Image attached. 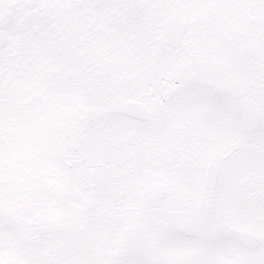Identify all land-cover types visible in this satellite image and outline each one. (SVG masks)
<instances>
[{
    "label": "snow or ice",
    "instance_id": "1",
    "mask_svg": "<svg viewBox=\"0 0 264 264\" xmlns=\"http://www.w3.org/2000/svg\"><path fill=\"white\" fill-rule=\"evenodd\" d=\"M0 264H264V0H0Z\"/></svg>",
    "mask_w": 264,
    "mask_h": 264
}]
</instances>
